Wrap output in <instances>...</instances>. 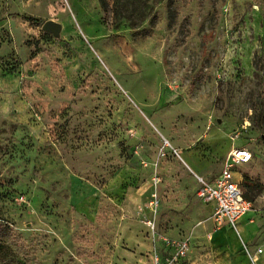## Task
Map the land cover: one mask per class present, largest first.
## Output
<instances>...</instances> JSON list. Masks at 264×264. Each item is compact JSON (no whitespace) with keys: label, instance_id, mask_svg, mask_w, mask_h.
<instances>
[{"label":"rangeland","instance_id":"obj_1","mask_svg":"<svg viewBox=\"0 0 264 264\" xmlns=\"http://www.w3.org/2000/svg\"><path fill=\"white\" fill-rule=\"evenodd\" d=\"M233 147L238 233L194 177ZM150 217L182 264L264 261V0H0V264L145 263Z\"/></svg>","mask_w":264,"mask_h":264},{"label":"built area","instance_id":"obj_2","mask_svg":"<svg viewBox=\"0 0 264 264\" xmlns=\"http://www.w3.org/2000/svg\"><path fill=\"white\" fill-rule=\"evenodd\" d=\"M168 145L166 139L160 147V152ZM173 152L178 155L177 150ZM253 158V153L246 147H233L228 151L220 172L211 179H205L194 174L197 181L196 195L202 203H213V211L210 216L216 228L229 226L238 233V221L252 209V202L248 199L242 189V178L235 177L238 165L248 163ZM151 201L152 212L155 213L158 200L153 195ZM145 225L148 227L152 241L159 240L167 248L164 255H160L154 248L152 252V264H182V260L187 256L189 250V236L172 238L164 234L157 233L154 218H147ZM241 250L248 258L250 264H257L259 257L263 253L262 247L251 249L246 243L241 242Z\"/></svg>","mask_w":264,"mask_h":264},{"label":"crops","instance_id":"obj_3","mask_svg":"<svg viewBox=\"0 0 264 264\" xmlns=\"http://www.w3.org/2000/svg\"><path fill=\"white\" fill-rule=\"evenodd\" d=\"M230 150V149H229ZM228 150V151H229ZM228 151H227V153H228ZM227 153H226V155H227ZM226 155H225V157H226ZM225 159V158H224ZM224 159L222 160V163H221V167H220V170H221V168H222V164H223V162H224ZM184 163H185V165H187L186 164V162L184 161ZM220 170L217 172V173H215V174H213L212 176H210V177H206L205 179H211V178H213L215 175H217L219 172H220ZM199 176V175H198ZM202 177V176H201ZM235 177L237 178V179H240L239 178V175H236V173H235ZM204 178V177H203ZM195 180H196V178H195ZM197 182V181H196ZM205 206H208V207H210V216H211V214H212V211H213V207H214V204L213 203H207V204H205V203H203ZM248 213V212H247ZM246 213V214H247ZM245 214V215H246ZM244 215V216H245ZM244 216H242L241 217V219L244 217ZM240 219V220H241ZM211 220V219H210ZM239 220V221H240ZM211 223L213 224V222H212V220H211ZM213 226H214V224H213ZM215 227V226H214ZM222 228H226V229H231L229 226H227V225H225V226H222V227H219V228H217V229H222ZM157 231V230H156ZM243 231V230H242ZM157 233H159V234H164V235H167V236H169V237H172V238H179V237H183V236H185V235H182V236H180L178 233H177V231H176V228H174V229H171V228H168L167 230H161V231H157ZM150 239V238H149ZM131 244L134 246L133 247V250H136V252L139 250V249H141L142 247H141V244H142V242H141V239L139 238V237H137V236H134L132 239H131ZM156 249L157 250V252L162 256V255H164L166 252H167V248H165L164 247V245H163V243L161 242V241H159V240H156L155 242H153L152 241V239H151V243L149 244V249H150V254L148 255V257H145V260L147 259V261L148 262H142V261H139V258L137 257V254H136V252H132V251H126L128 254H130L131 255V258L129 259V258H126L125 260H121L122 261V264H152L153 263V260H152V252H153V249ZM240 250H241V243H240ZM242 251V250H241ZM186 258V257H185ZM184 258V259H185ZM183 259V260H184ZM263 259V253L260 255V257H259V262L261 263V264H264V261L262 260ZM182 260V261H183Z\"/></svg>","mask_w":264,"mask_h":264},{"label":"water","instance_id":"obj_4","mask_svg":"<svg viewBox=\"0 0 264 264\" xmlns=\"http://www.w3.org/2000/svg\"><path fill=\"white\" fill-rule=\"evenodd\" d=\"M42 29L52 33H56L59 30V25L53 20H47L42 24Z\"/></svg>","mask_w":264,"mask_h":264},{"label":"trees","instance_id":"obj_5","mask_svg":"<svg viewBox=\"0 0 264 264\" xmlns=\"http://www.w3.org/2000/svg\"><path fill=\"white\" fill-rule=\"evenodd\" d=\"M116 1H120V0H116ZM100 3H101V6L103 7L102 1H100ZM26 19H28L31 22H35V23H39L40 22V19H35V18H32V17H26ZM246 176H247L246 174L243 175L241 183L244 181V178Z\"/></svg>","mask_w":264,"mask_h":264}]
</instances>
